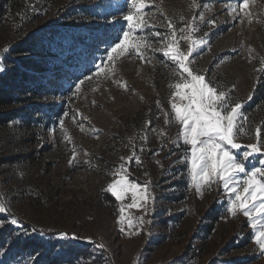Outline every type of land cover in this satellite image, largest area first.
<instances>
[{
	"label": "rangeland",
	"instance_id": "obj_1",
	"mask_svg": "<svg viewBox=\"0 0 264 264\" xmlns=\"http://www.w3.org/2000/svg\"><path fill=\"white\" fill-rule=\"evenodd\" d=\"M146 3L150 26L136 36L152 48L143 49V61L135 52L118 58L109 78L94 74L97 65L108 63L110 44L127 30L123 16L131 11L129 0H48L46 11L28 21L29 33L65 27L75 50L74 65L58 82L60 89L40 99L51 112L43 123L12 129L11 137L0 143V161L11 154L26 155L0 163V202L7 204L0 212V264H264L249 218L228 211L234 194L219 180L200 194L195 190L185 159L190 146L182 140L173 143L181 126L173 119L170 85L182 77L160 50L170 37L169 20L179 38V29L203 12L205 22L197 21L193 39L204 43L189 58L191 67L230 92L233 104L243 103L238 123L246 134L237 136L241 148L230 149L242 160L247 146L257 142V128L264 141V0H248L247 8L242 0H196L198 8L191 7L193 0ZM19 35L20 26L0 15V57ZM190 42L181 39L180 50L186 52ZM73 150L75 159L69 164ZM134 151L140 163L121 159ZM260 161L264 151L243 163L251 170L264 166ZM121 165L129 181L149 185L147 214L143 208L127 207L131 192L119 201L107 191L119 178L113 174ZM244 178V173L235 177L241 184ZM122 206L125 223L119 224Z\"/></svg>",
	"mask_w": 264,
	"mask_h": 264
},
{
	"label": "snow or ice",
	"instance_id": "obj_2",
	"mask_svg": "<svg viewBox=\"0 0 264 264\" xmlns=\"http://www.w3.org/2000/svg\"><path fill=\"white\" fill-rule=\"evenodd\" d=\"M240 4L241 0H237ZM131 11L123 16V19L128 22L127 30L123 31L122 37L118 36L117 41L109 46L107 52L108 63L102 62L97 65V72L94 74L96 78L103 76L109 78L112 73V65L118 58L124 57L126 54L135 52V54L143 61L146 59L143 49H151V43L144 37H137V32H142L145 27H149L145 20L144 12L147 7L146 0H129ZM243 8H247L248 0H242ZM192 8L200 7L193 0ZM206 7V6H205ZM232 12H237V8H230ZM237 14H239L237 12ZM183 20V17H181ZM197 21L205 22V16L201 12L198 16H193L192 20L188 22L186 28L179 29L181 35L177 37V30L173 23L169 20L167 28L170 30V37L165 38L167 43L160 49L163 55L167 56L177 67V75L182 78L170 85L174 91L171 93L170 105L174 113V121L178 123L181 128L178 132L177 141L173 143L178 144L180 140L185 145L190 146V154L186 155L185 159L190 163L189 173L192 178L195 190L198 194L202 192L204 187H210L212 183L217 180L221 181L225 190L234 194V199L228 211L235 216L238 211H241L245 217L249 218L250 226L254 230L255 243L264 254V166L254 167L251 170H246L243 160H247L254 154L264 151V141L260 140L261 129L255 130L257 142L247 146L246 151L242 154V160H238L230 149H239L241 145L237 142V136L246 134V130L238 121L242 119L241 109L242 102L232 103L230 92L219 90L206 80L205 74H200L191 67V60L189 59L196 48L204 43L203 40L193 39L195 32L199 31ZM209 25H214V20H208ZM187 32V34H185ZM157 37L161 33H155ZM190 40L186 52L179 48V41ZM7 51V49H5ZM150 62V61H149ZM264 63V60L261 61ZM107 69V71H106ZM4 68L0 66V71ZM264 71V69H261ZM93 77H86L92 79ZM85 81H80L76 85L77 93L80 91V86ZM179 97L180 101L185 103H178L174 99ZM251 99V96L249 97ZM65 116L68 113L64 114ZM75 119V117H73ZM148 124L151 121L147 122ZM63 128V121L60 122ZM67 140L68 137L65 136ZM147 140V136L141 137ZM143 151V148H141ZM75 159V152L73 150L72 159L69 164ZM122 160H135L140 163V157L133 154L129 157H122ZM264 165V161H260ZM238 173H244L245 178L242 181H237L235 177ZM114 176L119 177L114 179L112 183L107 186V191L110 192L117 200L123 201L126 194L131 192L132 203L127 205L128 208H143L147 214V202L151 199L149 193V185L143 186L129 181L127 176V169L121 165L120 169L116 171ZM242 188V191L238 189ZM143 201L144 203H141ZM7 210L6 202H0V212ZM120 217L117 221L119 224L125 223V207L119 209ZM140 223H145L143 218H140ZM12 224H17L16 219L11 220ZM132 220H128V226H132ZM121 231H124L121 228ZM67 236V234H63ZM73 238H76L73 235ZM101 247H103L101 245Z\"/></svg>",
	"mask_w": 264,
	"mask_h": 264
},
{
	"label": "trees",
	"instance_id": "obj_3",
	"mask_svg": "<svg viewBox=\"0 0 264 264\" xmlns=\"http://www.w3.org/2000/svg\"><path fill=\"white\" fill-rule=\"evenodd\" d=\"M29 1L0 0V15L9 16L20 26L19 39L0 57V66L4 68L0 71V143L7 135L11 137L12 129L19 131L43 123L51 112L39 103L40 99L46 93L59 90L58 82L74 65L71 53L75 50L65 27L58 25L42 33L28 32V21H35L36 16L46 11L43 6L48 0L32 6L27 5ZM78 38L84 39L81 35ZM83 52L81 49L77 54L80 56ZM49 83L54 84L49 86ZM25 156L11 154L0 163L18 161Z\"/></svg>",
	"mask_w": 264,
	"mask_h": 264
}]
</instances>
